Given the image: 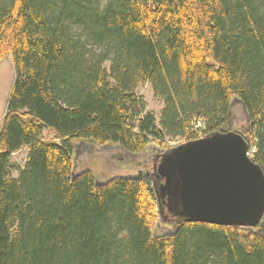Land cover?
Here are the masks:
<instances>
[{
    "label": "trees",
    "instance_id": "trees-1",
    "mask_svg": "<svg viewBox=\"0 0 264 264\" xmlns=\"http://www.w3.org/2000/svg\"><path fill=\"white\" fill-rule=\"evenodd\" d=\"M8 57L0 264H264V222L177 225L147 171L167 139H198L197 121L206 135L230 131L235 104L264 171V0H0ZM144 84L164 103L159 120ZM81 143L144 171L98 185L77 171Z\"/></svg>",
    "mask_w": 264,
    "mask_h": 264
},
{
    "label": "water",
    "instance_id": "water-1",
    "mask_svg": "<svg viewBox=\"0 0 264 264\" xmlns=\"http://www.w3.org/2000/svg\"><path fill=\"white\" fill-rule=\"evenodd\" d=\"M248 151L249 141L230 131L161 154L153 167L161 211L164 208L177 225L207 223L249 230L261 226L264 171Z\"/></svg>",
    "mask_w": 264,
    "mask_h": 264
},
{
    "label": "rangeland",
    "instance_id": "rangeland-1",
    "mask_svg": "<svg viewBox=\"0 0 264 264\" xmlns=\"http://www.w3.org/2000/svg\"><path fill=\"white\" fill-rule=\"evenodd\" d=\"M16 80V71L13 62L5 59L0 62V130L2 128L12 88ZM137 95L146 105V112H151L160 119L164 103L155 97L153 88L150 84L141 85L137 91ZM235 120L230 127V131H234L241 135H245L248 130V123L243 107L240 104L234 105ZM186 139H167L166 147L172 149L181 144L186 143ZM28 149L13 155L12 164L23 169L28 162ZM161 156V155H160ZM159 156V157H160ZM76 158L80 161L77 164V171L90 170L99 183H105L114 177H123L140 174L143 167H134L128 164L127 156L114 147H96L91 144L81 143L77 146ZM152 161V160H151ZM151 163V162H150ZM154 167V163H153ZM153 167H148L149 173L153 172ZM144 171V170H143ZM18 173H13V178H17ZM170 227V224H166ZM173 227L167 230L172 232Z\"/></svg>",
    "mask_w": 264,
    "mask_h": 264
},
{
    "label": "built area",
    "instance_id": "built-area-1",
    "mask_svg": "<svg viewBox=\"0 0 264 264\" xmlns=\"http://www.w3.org/2000/svg\"><path fill=\"white\" fill-rule=\"evenodd\" d=\"M205 131H206V128L204 126L203 121L195 122V126H194L193 132L198 134V138L204 137L206 135ZM255 153H256V148L254 146H250V149H249V152H248V156L250 158H253Z\"/></svg>",
    "mask_w": 264,
    "mask_h": 264
}]
</instances>
